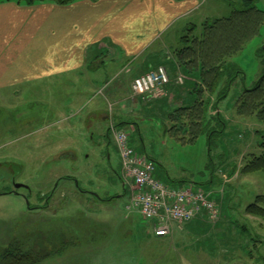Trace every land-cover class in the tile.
Wrapping results in <instances>:
<instances>
[{"label":"rangeland","instance_id":"1","mask_svg":"<svg viewBox=\"0 0 264 264\" xmlns=\"http://www.w3.org/2000/svg\"><path fill=\"white\" fill-rule=\"evenodd\" d=\"M240 2L205 0L192 20L173 27L161 41L174 51L183 49L181 40L191 25L201 37L202 16L228 18ZM256 5L264 11V0ZM262 50L264 25L260 36L226 67L211 98L204 135L191 145L167 133L174 124L169 116L186 103L187 91L162 98L161 93L134 96V74L128 69L134 71L135 65L125 58L104 60L103 68L90 74L101 76L99 88L64 81L0 87V264L11 246L39 254L40 264H179L171 247L186 224L173 227L164 248L155 246V238L149 237L153 224L131 208L113 130L126 132L133 149L155 162L158 179L172 188L201 189L218 203L220 220L195 219L206 232L184 245L182 256L193 259L183 264H212L217 252L222 260L213 264H229L225 249L216 243L223 239L248 243L244 246L255 251L251 239H264V221L244 211L264 195V173L241 171L252 155L262 154L264 127L256 119L239 117L235 103L264 75ZM184 72L190 81L184 89L194 88L199 77ZM67 77L71 81L73 75ZM15 184L24 186L16 189ZM242 246L226 254L242 256ZM253 262L243 255L241 264Z\"/></svg>","mask_w":264,"mask_h":264},{"label":"crops","instance_id":"2","mask_svg":"<svg viewBox=\"0 0 264 264\" xmlns=\"http://www.w3.org/2000/svg\"><path fill=\"white\" fill-rule=\"evenodd\" d=\"M204 1L74 0L61 6L52 2L28 5L25 1L0 0V87L20 88L22 83L64 81L99 88L101 76L90 77V74L100 71L104 60L116 63L118 59L123 62L124 58L135 65L134 71L128 69L134 74V80L165 67L173 79L172 85L179 76L186 77V74L176 59L178 50H172L161 40L179 23L192 20L203 8ZM206 20L209 19L202 16L200 25ZM181 41L184 43L183 38ZM67 75H73L71 81ZM170 85L160 98L177 91ZM202 224L200 220L192 221L186 224L183 232L175 234L180 239L171 248L179 264L193 259V256H182V252L194 236L206 232ZM151 236L158 248H164L170 238H159L154 230L150 231ZM216 243L225 249L222 250L227 263L243 262V252L242 256L229 255L230 251H235V242L223 239L222 243ZM211 250L216 248L211 247ZM216 254L212 264L214 260L219 263L222 260V255Z\"/></svg>","mask_w":264,"mask_h":264},{"label":"trees","instance_id":"3","mask_svg":"<svg viewBox=\"0 0 264 264\" xmlns=\"http://www.w3.org/2000/svg\"><path fill=\"white\" fill-rule=\"evenodd\" d=\"M28 5L38 2H52L64 6L74 0H17ZM240 9H234L228 18L209 19L202 25L201 37L195 36L196 26L189 29V35L183 38L185 47L176 52L180 67L189 76L197 75L199 80L194 88L184 89L190 82L184 78L183 86L173 82L177 91H187L185 104L177 106L169 118L173 121L168 130L171 138L183 145L195 144L204 135L206 120L211 105V98L225 69L235 57L239 56L249 43L260 36L264 25V11L257 7L258 0H240ZM264 52V50H262ZM180 77V76H179ZM172 78V77H171ZM173 80V79H172ZM169 86V85H168ZM236 114L244 119H256L264 127V75L253 89H246L235 103ZM111 132V130H110ZM215 132L212 131L211 134ZM261 155H252L241 173L254 175L264 173V136L260 144ZM64 181H75L73 177L62 178ZM61 180V181H62ZM60 184L56 187H58ZM245 214L264 221V195H259L253 204L245 209ZM256 246L255 251L247 244L242 246V252L253 264H264V239H251ZM253 245V246H254ZM250 248V249H248ZM237 249V247H236ZM248 249V251H247ZM241 252V253H242ZM39 254L24 252L20 247L11 246L3 255V264H40L43 260Z\"/></svg>","mask_w":264,"mask_h":264},{"label":"built area","instance_id":"4","mask_svg":"<svg viewBox=\"0 0 264 264\" xmlns=\"http://www.w3.org/2000/svg\"><path fill=\"white\" fill-rule=\"evenodd\" d=\"M183 82L182 76L176 79L177 84ZM171 83L172 78L168 70L159 67L136 78L131 89L134 96L153 97L162 93ZM113 132L127 183L130 185L131 208L137 211L146 223L153 224L157 237H169L174 226L188 224L201 216H207L211 221L220 220L219 205L211 198V194H206L201 189L195 190L193 186L172 188L167 185L155 176V162L133 149L126 132Z\"/></svg>","mask_w":264,"mask_h":264},{"label":"water","instance_id":"5","mask_svg":"<svg viewBox=\"0 0 264 264\" xmlns=\"http://www.w3.org/2000/svg\"><path fill=\"white\" fill-rule=\"evenodd\" d=\"M24 185L21 184H15L16 189H20L21 187H23Z\"/></svg>","mask_w":264,"mask_h":264},{"label":"flooded vegetation","instance_id":"6","mask_svg":"<svg viewBox=\"0 0 264 264\" xmlns=\"http://www.w3.org/2000/svg\"><path fill=\"white\" fill-rule=\"evenodd\" d=\"M22 188V187H21ZM20 188V189H21ZM11 193V192H10ZM13 193H15V194H17V195H20V193L19 192H17V191H13Z\"/></svg>","mask_w":264,"mask_h":264}]
</instances>
